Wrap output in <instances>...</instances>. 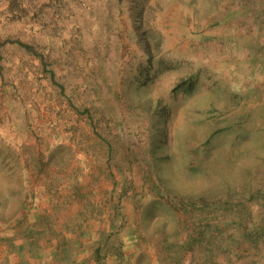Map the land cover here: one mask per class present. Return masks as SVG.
Wrapping results in <instances>:
<instances>
[{
	"label": "rangeland",
	"instance_id": "1",
	"mask_svg": "<svg viewBox=\"0 0 264 264\" xmlns=\"http://www.w3.org/2000/svg\"><path fill=\"white\" fill-rule=\"evenodd\" d=\"M0 264H264V0H0Z\"/></svg>",
	"mask_w": 264,
	"mask_h": 264
}]
</instances>
